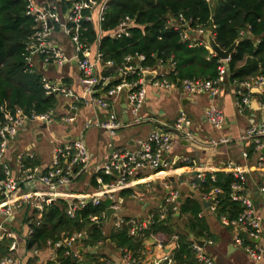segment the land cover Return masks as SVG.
<instances>
[{
  "label": "trees",
  "instance_id": "trees-1",
  "mask_svg": "<svg viewBox=\"0 0 264 264\" xmlns=\"http://www.w3.org/2000/svg\"><path fill=\"white\" fill-rule=\"evenodd\" d=\"M60 1L64 11L72 5L71 1ZM92 1L98 5L104 2ZM28 5L29 0H0V123L17 109L30 118L55 112L60 106L56 95L46 94L43 74L28 64L27 48L36 32L34 19L27 15ZM83 15L91 17L92 11L84 10ZM125 17L134 21L128 30L129 36L112 37ZM101 28L103 37L100 38L99 51L103 63H113V67H106L104 74L118 78L109 88L122 81L131 83L139 79L138 74L119 77L116 70L127 65L152 69L161 64L171 69L166 78L176 85L184 81H216L222 61L207 49L205 43L189 39L187 32L191 30L211 32L217 45L225 51L237 42L228 62L229 83L236 85L264 75V0H217L214 9L213 0H108ZM80 37L89 46L99 41L93 22L81 21ZM141 56L144 60L138 61ZM130 57L132 61L128 62ZM260 139L264 143V137ZM248 152L253 157L255 145H251ZM23 164L34 167L39 162L25 158ZM100 175L101 172L98 173ZM4 177L0 167V179ZM97 177L93 179L95 187ZM103 178L107 184L114 181L112 177ZM194 182L197 185L193 191L195 195H183L178 211L174 212V205L164 200L161 207L151 211L153 218L148 227L136 235L130 233L133 227L130 222L134 219L129 217H123L121 226L112 227L108 235L104 233L107 211L113 206L107 197L101 199L97 206L89 203L77 211L73 219L67 215L68 201L58 199L45 206L41 219L33 217L30 221L28 225L32 232L24 240L25 247L42 252L49 242H58L63 234L71 236L84 232L87 237L79 243L83 249H99L100 243L104 246L112 244L117 250L131 253L134 260L143 261L148 259L146 242L162 235L166 238L161 249L163 257L169 254L172 264H199L194 240L209 242L215 239L203 198L220 190L213 197L217 207L212 212L220 223L223 217L230 222L238 221L246 207L233 199V186L242 182L232 173H206L203 180L194 179ZM263 182L261 178L260 186H264ZM244 185L246 190L247 182ZM134 194L133 189H125L119 196L125 200ZM164 209L168 210L166 218L161 219ZM91 217H96L99 225L92 222ZM245 240L246 244H252L249 239ZM12 242L9 239L0 241V260L9 254ZM56 252L61 264H98L99 258H106L90 252L89 261L83 262L72 254L67 255L64 247ZM33 262L34 258L28 261L30 264Z\"/></svg>",
  "mask_w": 264,
  "mask_h": 264
},
{
  "label": "crops",
  "instance_id": "crops-1",
  "mask_svg": "<svg viewBox=\"0 0 264 264\" xmlns=\"http://www.w3.org/2000/svg\"><path fill=\"white\" fill-rule=\"evenodd\" d=\"M50 1H56V3L58 1L57 4L59 6L61 4L60 0ZM216 1L217 0H213V9ZM66 11L60 6L59 14L62 24H66ZM100 13V5H96L92 8L93 20L91 22L94 23L95 30L99 36V41L91 45V57L93 59H95L99 51L100 38L103 37V31L100 30L101 25L99 24ZM209 33L211 32H207V35ZM187 37L193 41H202L211 52L207 37H204L200 31H188ZM51 42L64 55L71 59L70 62L61 66L54 63L45 66L41 58L35 57V67L43 74V78L49 80L54 85H61L63 88L70 89L80 100L69 99L59 95L57 98L59 99L60 106L57 111H55L53 123L46 129H42V123L32 122L31 125L38 127L36 139L43 138L44 132L48 130L51 125H57V132L54 133L51 131L50 134L52 137V146L48 157L44 156L39 150L38 144L33 141L31 135L26 134L23 136L25 128H21L19 135L10 140L6 162L11 168L13 176H19L20 165L25 158L31 160L35 159L39 162V164L31 168L37 167L40 171H47V169L53 165L54 150L57 145L69 144L81 138L84 140L91 155L89 166L86 170L82 171L81 175L72 181L71 184L58 188L57 192L63 195L58 198L68 201V208L70 203L76 204L81 199H92L95 196H100V198L103 199L104 197L101 196L102 187L98 182L97 187H95L93 179L101 172L103 165L109 161L112 153L138 152L140 150V142L146 141L154 130L160 129L171 132L180 117V113L183 111L191 121V131L197 138V142L186 141L181 136L174 138L173 147L165 156L169 162V167L164 173L157 174L151 173V171H145L141 175V178H139L137 184L127 188L133 189L135 194L125 200L121 199L119 196L122 190L117 191L115 193L116 201H111L113 203L118 202L121 209L115 212L109 223H107L106 217L104 233L108 235L111 228L115 227L116 219L119 218L129 217L141 223L148 221L152 215L151 211L161 207L163 201L166 199L168 194V189L165 187L166 184H169L172 188H178L181 194L180 198L182 199V194L186 195L191 193L190 185L194 181L197 173H226L230 171V166L232 165L233 167L241 169L245 174L247 182L245 193L251 199L256 215L261 219L262 235L258 244L264 249V193L260 191V188L264 186H260L259 184L261 178L264 180V165L259 166L260 156L256 151L253 157L249 156L248 150L252 145L251 143H241L239 141L240 137L251 125H258L264 119V111L259 105L260 92L254 93L252 105L248 111L244 114H240L236 106L237 85L229 83L227 80L221 85L220 92L215 97L204 92H200L196 95H189L182 87H178V85L177 88L172 91H165L153 87L151 84L152 81H147L145 84L146 100L141 112L144 120L141 124L133 125L131 124L133 116L129 110L127 100L128 91L110 98L106 96L109 86H100L97 96L104 99L106 102H110L112 108L102 109L95 104H85V102L81 100L85 96V87L82 84L78 60L75 58L76 52L74 45L71 39L65 34L62 26H57L56 29L53 30ZM106 67L104 63L98 67V76H105ZM60 69H63L62 73ZM168 70L169 69L163 67L161 64L152 69L150 68V71L156 73L158 76L166 74ZM117 71L120 78L124 77L121 67L118 68L116 72ZM108 76L112 77V83L118 79L117 77H113L112 74ZM149 76H151V74L148 75V77ZM67 103L70 105V109H66L65 105ZM211 104L219 106L224 112L226 127L221 132L214 130L207 121L205 113L206 109ZM186 109L190 110V114L187 113ZM73 110L75 111L74 113ZM112 112L117 115L118 119L123 124V128L117 132L115 137H112L107 131L95 126L85 129L87 123L108 121L109 114ZM66 117L73 118V123H62L61 119ZM143 124H147L148 126L142 129L139 128L134 136H131L128 132H123L126 129L142 126ZM223 136L230 138L232 140L231 143L215 147L207 144L208 141L219 139ZM188 160L191 162H188ZM147 189H150L151 192ZM47 191L48 189L46 187L37 183L33 185L29 184L22 188L23 193H38L39 195H44V197ZM21 206V208L15 209L13 221L8 228L16 233L19 240L24 244V240L27 239L32 232L28 224L32 221L33 217L38 220L41 219L42 212H39L32 204H23ZM205 210L210 215V228L215 236L214 240H210L212 244H209L210 241L205 242L203 247L208 257L213 259L216 264H264V257L261 261L255 262L236 243L235 239L238 235L241 238L245 237L244 232L240 230L239 227L224 226L212 216L210 207ZM36 211H38V213ZM64 235L65 234L62 235L60 240L68 237ZM165 241L166 238L162 235L155 236L148 240L145 244V254L148 259L143 261L141 259V264H155L165 257H171L169 254H166L164 257L162 255L161 249ZM99 245V249L89 250L83 249L78 243L74 248H70L69 251L74 257L75 254H77L76 258L83 262L89 261L90 257L88 254L90 252L93 255L106 257L99 258L100 263L109 259L116 264H126L124 256H129L133 259L131 253L117 250L112 244L104 246L100 243ZM24 246L26 245L24 244ZM56 251V249H50L49 245L47 249L42 252L35 248L29 250L27 247H24L13 255L9 250V254L6 257L12 255L20 259V264H30L28 263L30 258H34V262L31 264H52L53 262H59ZM166 253H169V250H167Z\"/></svg>",
  "mask_w": 264,
  "mask_h": 264
},
{
  "label": "built area",
  "instance_id": "built-area-1",
  "mask_svg": "<svg viewBox=\"0 0 264 264\" xmlns=\"http://www.w3.org/2000/svg\"><path fill=\"white\" fill-rule=\"evenodd\" d=\"M71 1V7L66 11V24L61 23V16L59 14L60 6L50 0H29L27 7V15L31 16L36 24V32L32 36L27 51L29 52L28 64L31 68L35 67V57L41 58L45 66L50 63L57 65H63L70 62L66 55H64L59 49H57L51 42L52 32L57 26L64 28L65 34L71 39L76 52V59L78 60L79 70L82 77V84L85 87V96L81 99L85 104H95L102 109H110L112 105L110 102H106L97 96L100 86H109L112 83V77L110 76H98L97 69L103 63V56L100 51L97 52L95 59L91 57V46L84 44L80 37L81 21L86 19L92 21L93 17L84 16V10L92 11V8L98 5L92 0H67ZM108 0L100 5L101 13L99 15V24L104 21V11L106 9V3ZM51 23V26H49ZM134 21L130 17H125L118 29L112 34L113 37L120 38L123 35L129 36L128 30L133 26ZM102 30V28H100ZM200 33L206 37L207 33L200 30ZM207 41V40H206ZM212 54H214L211 51ZM215 55V54H214ZM138 61L144 60L141 56ZM230 60V59H229ZM229 60H221L222 65L219 68V78L216 81H184L182 82L183 90L189 95H196L200 92L209 93L212 97H215L220 92V87L227 80L228 74V62ZM128 62L132 61V58H127ZM107 67H113L112 62L105 64ZM124 76L129 74H138L139 79L135 82L122 81L117 86L109 88L106 92L110 98L120 95L128 91V106L133 116L131 124L138 125L143 122L141 115L145 100L146 89L145 84L147 81H152L151 84L157 89H163L165 91H172L177 88L175 83L170 82L166 76L170 73L171 69L166 74L158 76L156 73L151 72L150 68L134 67L127 65L121 68ZM152 75V79H147L148 75ZM236 92V106L240 114L246 113L252 105V100L255 92H260V107L264 111V75L256 77L251 80H246L237 83ZM43 86L47 95H62L69 99L80 100L77 98L73 91L67 88H63L61 85H54L49 80L43 78ZM206 118L210 126L216 131H223L226 127V118L224 112L217 105L211 104L206 109ZM55 112L42 115H33L28 117L25 113L17 109L16 112L7 117L6 121L0 123V167L3 168L4 178L0 179V241L3 239L12 240V244L9 248L13 254L17 253L21 248H24V244L19 240L16 233L11 231L8 226L13 221L15 215V209L21 208L23 204H32L37 208L39 212H43L45 206H49L55 202L58 198L63 196L58 193L59 187L67 186L77 179L82 171L86 170L89 166L91 155L86 147L84 140L79 138L76 141L69 144L57 145L54 150L53 165L47 169V171H40L37 167H26L23 163L20 165L19 176H13V172L6 162L7 152L9 149V142L11 139L16 138L19 135L21 128L28 122L34 123H46L48 126L53 123ZM62 123H73V118H62ZM98 127L107 131L112 137H115L117 132L123 128L122 122L118 119L117 115L112 112L109 114V120L105 122H93L87 123L85 129L91 127ZM191 121L187 115L182 111L180 117L174 125L171 132L163 130H154L149 138L140 142V150L136 153L131 152H114L111 158L106 162L102 169V176L96 178L98 184L102 187L101 196L107 197L112 201H116L115 193L120 190H125L131 186L137 184L139 178L145 171H151V173H164L169 167V162L165 157L166 154L171 151L174 138L183 137L186 141L197 142V138L191 131ZM261 137H264V119L256 125H251L244 134L240 137L241 143H251L255 145V151L259 153L260 165H264V143L261 141ZM231 139L228 137H221L219 139H212L208 141L209 146L228 145L231 143ZM188 162H191L188 160ZM226 173L234 174L241 180V184L233 186L234 194L233 199L240 201L246 207L245 212L238 221L230 222L225 217L221 219V223L224 226H237L245 234V237H236V243L248 254V256L255 262H259L264 257V249L258 244L261 239V219L256 215L254 205L251 199L246 195L245 185L246 177L243 171L239 168L230 166V171ZM205 174L197 173L195 179L203 180ZM103 176L112 177L114 181L112 183H105ZM39 184L48 189L44 195L38 193L27 192L23 193L22 188L29 184ZM165 187L168 189L165 202L173 206V211H178L179 198L181 196L178 188H172L169 184ZM197 189V185L193 181L190 185V190L193 192ZM260 191L264 193V187L260 188ZM220 190L213 191L209 196L204 197L205 203L210 204V210L213 212L216 210L217 203L214 202V195H217ZM244 194H240V193ZM102 198L95 196L92 199H81L76 204H69L67 214L74 218L77 211L84 209L89 203L94 206L99 205ZM213 201V203H212ZM116 212L121 209L118 202L113 203L111 207ZM167 209H164L160 218L165 219ZM41 217V216H40ZM152 216L148 221L138 223V220H132L133 227L130 230L131 235L138 234L142 229H146L148 224L152 221ZM91 221L96 225H99V220L96 217H91ZM122 219H116L115 226L120 227ZM87 234L84 232L75 233L74 235L65 237L54 244L49 242L50 249L67 248V255H70V248L80 243L85 239ZM249 239L252 244H246V240ZM257 243V244H256ZM209 244H212L210 241ZM196 250V257L199 264H216L213 259L208 257L196 243L194 244ZM5 257L0 260V264H20V259L13 256ZM77 254H75V257ZM126 264H141L138 260H133L129 256H124ZM172 264L171 257H165L163 260L156 262L155 264ZM52 264H61L59 262H53ZM100 264H116L112 260H105Z\"/></svg>",
  "mask_w": 264,
  "mask_h": 264
},
{
  "label": "rangeland",
  "instance_id": "rangeland-1",
  "mask_svg": "<svg viewBox=\"0 0 264 264\" xmlns=\"http://www.w3.org/2000/svg\"><path fill=\"white\" fill-rule=\"evenodd\" d=\"M61 73L63 72V69H60ZM65 73V72H64ZM187 110V113L190 114V110L189 109H186ZM201 110V108H200ZM32 122H28L25 127V130L23 133V136H25L26 134H29L31 135V138L33 139V141L38 144L39 146V150L44 154V156L48 157L49 154H50V150H51V141H52V137L50 136L51 134V131L56 133L57 132V125L56 124H53L49 127L48 130H46L44 132V137L41 138V139H36V135L38 133V127L37 126H33L31 125ZM148 125L147 124H143L142 126H137V127H133V128H130V129H126L125 131H123L124 133H129L131 136H134L135 133L138 132L139 128L142 129L143 127H147ZM22 128V129H23ZM149 192L150 189H147ZM162 196V194H161Z\"/></svg>",
  "mask_w": 264,
  "mask_h": 264
},
{
  "label": "water",
  "instance_id": "water-1",
  "mask_svg": "<svg viewBox=\"0 0 264 264\" xmlns=\"http://www.w3.org/2000/svg\"><path fill=\"white\" fill-rule=\"evenodd\" d=\"M49 26H51V23H49ZM206 37L208 39L209 47H210L211 51L215 54V56H217L220 60H223V61L230 59L231 54L233 53V51L235 50V48L237 46V42H235L230 49H228V50L225 51V50L221 49L217 45V43L215 42V40H214V38H213V36H212L211 33H209L208 35H206ZM227 69H228V72H230L229 65L227 66ZM147 79H152V75L149 76V77H147ZM178 87H182V82H179L178 83ZM65 107H66V109H70V105L68 103L65 105ZM74 112L75 111L73 110V113ZM47 127H48V125L46 123H44L41 128L42 129H46ZM189 194L192 195V196H194V193L193 192H191ZM182 195H184V194H182ZM181 200L182 199L179 198V202ZM204 207H205V209H207L208 207H210V204L209 203H205L204 204ZM115 212L116 211L114 209H112V208L108 209V211H107V223L110 222V220H111L112 216L115 214ZM194 242L197 245H199L201 248H203L204 245H205V242L204 241L194 240Z\"/></svg>",
  "mask_w": 264,
  "mask_h": 264
}]
</instances>
